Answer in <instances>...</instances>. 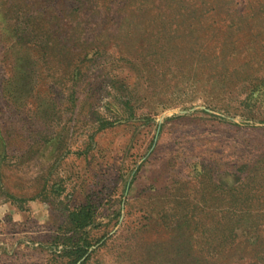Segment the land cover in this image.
<instances>
[{
    "label": "rangeland",
    "instance_id": "1",
    "mask_svg": "<svg viewBox=\"0 0 264 264\" xmlns=\"http://www.w3.org/2000/svg\"><path fill=\"white\" fill-rule=\"evenodd\" d=\"M221 1L216 29L101 20L71 60L50 0H0V264L52 262L87 203L85 264H263L264 0Z\"/></svg>",
    "mask_w": 264,
    "mask_h": 264
},
{
    "label": "trees",
    "instance_id": "2",
    "mask_svg": "<svg viewBox=\"0 0 264 264\" xmlns=\"http://www.w3.org/2000/svg\"><path fill=\"white\" fill-rule=\"evenodd\" d=\"M252 4V0H248ZM47 3V1H46ZM36 5V3H35ZM42 5V3H39ZM212 5V15H209V7ZM221 0H201L193 3L189 0H50L47 7L51 19L54 22L52 28L53 40L51 45L58 51H64L71 60L84 55L87 59L92 52L101 53L107 47L102 45L98 36L95 35L99 21L110 25L111 29H137L140 26L162 27L171 31V25H176L183 33H190L200 28H217L226 22H234L230 14H239L235 10H224ZM163 19L159 20V16ZM243 15V13L241 14ZM101 16L104 18L100 19ZM251 25L246 27L238 26L241 35L248 37L251 32ZM115 27V28H113ZM150 28V27H149ZM147 28V29H149ZM247 33V34H246ZM64 40V43L61 42ZM74 78L76 75L69 72ZM124 82V80H123ZM76 91L72 94L73 98ZM125 105L130 104V95L124 99ZM113 125L112 122L103 123L101 128ZM255 168L260 166L251 164ZM95 221V209L91 203L80 205L68 212V227L62 243L63 249L60 255L47 264H85L91 257L89 249L93 243L87 237L75 239V235L83 232ZM70 235H67L69 234ZM257 261L264 264V241L250 243ZM250 253V252H249ZM251 254V253H250ZM84 258V260H82ZM65 259V260H64ZM81 261V262H80Z\"/></svg>",
    "mask_w": 264,
    "mask_h": 264
}]
</instances>
